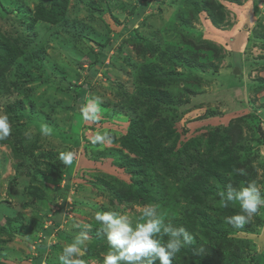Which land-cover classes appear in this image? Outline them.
Returning <instances> with one entry per match:
<instances>
[{
  "label": "rangeland",
  "instance_id": "1",
  "mask_svg": "<svg viewBox=\"0 0 264 264\" xmlns=\"http://www.w3.org/2000/svg\"><path fill=\"white\" fill-rule=\"evenodd\" d=\"M52 1L0 0V58L14 56L0 66V111L12 125L0 141V264H60L85 225L82 258L102 264L106 252L92 251L101 236L95 213L135 220L137 206L155 203L116 204L104 193L126 194L135 178L120 141L145 115L134 103L143 64L164 75L160 88L175 106L154 117L170 120L176 138L153 136L154 154L174 152L140 164L142 185L151 186L164 160L191 166L187 175L202 183L193 200L161 183L170 200L155 204L194 237L173 264H264V207L236 228L225 217L239 206L220 207L217 196L229 183L264 190V0H67L56 23L34 22ZM192 4L207 10L194 14ZM90 95L102 100L96 122L78 110ZM218 130L226 145H211ZM97 133L112 143H92ZM66 151L75 152L70 166L59 159Z\"/></svg>",
  "mask_w": 264,
  "mask_h": 264
},
{
  "label": "clouds",
  "instance_id": "2",
  "mask_svg": "<svg viewBox=\"0 0 264 264\" xmlns=\"http://www.w3.org/2000/svg\"><path fill=\"white\" fill-rule=\"evenodd\" d=\"M101 103L99 96L90 95L81 106L83 119L96 122L101 116ZM11 130L8 115L0 111V141L10 136ZM41 131L45 136L51 134L47 126L42 127ZM25 136L30 138L31 133L26 132ZM92 143L111 144L112 137L97 133ZM59 159L70 166L74 162L75 152H61ZM217 196L220 207L239 206V212L225 217V223L236 228L243 227L264 207V190L255 181L239 187L229 183L217 192ZM137 209L139 214L135 220L117 210L95 213L94 219L99 225L97 235H102L108 244L102 264H156L157 261L159 264H173L177 253L193 242V235L184 226H177L171 219H166L159 204L147 203L137 206ZM89 227L85 225V230L63 247L58 257L60 264H86L82 255L85 242L89 239Z\"/></svg>",
  "mask_w": 264,
  "mask_h": 264
},
{
  "label": "trees",
  "instance_id": "3",
  "mask_svg": "<svg viewBox=\"0 0 264 264\" xmlns=\"http://www.w3.org/2000/svg\"><path fill=\"white\" fill-rule=\"evenodd\" d=\"M66 2L67 0H53V4L48 10L43 9L35 14L34 22L40 20L48 23H56V21L59 19V16L61 15V8L63 7L65 9ZM192 10L194 14H198L200 12H205L207 8L202 4H192ZM262 28L264 29V27ZM1 48L4 47L0 46V49ZM145 48L149 50L148 47ZM13 57L14 56L4 52L0 58V66H3L4 62L7 65H10ZM4 58L6 61L4 60ZM174 58L180 61L183 60L180 56H176ZM192 64H196V62L193 61ZM149 65L150 64H143L139 67L138 73L142 76L138 77V81L140 80L142 82V87H138L139 89H137L134 96L137 100L134 101V103L145 109V115H143L138 121L130 125L128 132L125 133L120 141L121 151H126L129 154L135 155L137 158L136 162H132L130 161V158H128V154L125 156L126 161L124 163L126 164L129 173L134 175L135 178L132 179L131 185H127L128 189L126 194H122L112 189H108L106 192H104L108 194V197L110 199L116 201V204H122L126 200H130L131 202H134L136 204H139L141 202H168L170 200V197L168 196L169 193L166 191V189H164L165 187H162V190L160 189L161 183L164 180H170L172 184H176L175 186L177 187V189L179 191H182V193L186 195L185 197L187 200H193L195 197L192 195V193H194L197 187H199L198 185L202 186V183H199L200 180L196 178L190 179V177L187 175V173H189L188 171L191 169V166L181 163L177 169V167L171 166V164L168 163V160L160 162L159 168L161 172L157 176H152L150 187L145 188L142 185V179H144L146 175L144 173H141L138 176L137 174V171H139V169L142 167L140 166L141 163L143 165L145 164L148 167H151V165H149L148 163H156V160H158L160 156L165 155L169 157L174 152V149H171L169 147L165 149L163 155L154 154L153 145H155V143L153 142V136H163L164 134H166L167 136H173L174 138H176L175 131H173L174 128L172 127V123L170 120L163 117V114L161 116L159 115L158 117H154L156 112H159V114L160 112L165 113L167 109L171 108V106L174 107L175 104L172 102L168 93L160 88V86H163L164 75L157 74L155 67L153 65ZM149 120L152 121L149 122ZM144 121L150 125L147 129L145 128L146 132L141 126ZM222 134L223 133L220 130L214 132V140L211 141V145H226L227 138L221 137ZM189 143L191 142H188L185 145H188ZM172 145L176 144H174L173 142ZM158 176H162V178ZM181 176L186 177L182 179ZM109 182L110 181H102L101 183H105L106 185ZM227 211L229 212V210ZM104 242L107 241L101 235L98 241L95 243V251L93 249L92 251L97 255L102 251L107 252L106 247L108 248V244L106 243L107 246H105L103 244Z\"/></svg>",
  "mask_w": 264,
  "mask_h": 264
},
{
  "label": "water",
  "instance_id": "4",
  "mask_svg": "<svg viewBox=\"0 0 264 264\" xmlns=\"http://www.w3.org/2000/svg\"><path fill=\"white\" fill-rule=\"evenodd\" d=\"M78 110H81V107L80 106L78 107Z\"/></svg>",
  "mask_w": 264,
  "mask_h": 264
}]
</instances>
